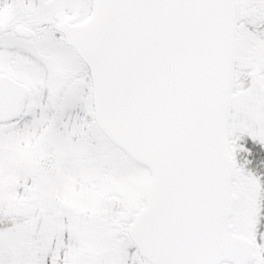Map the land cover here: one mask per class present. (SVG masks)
Returning <instances> with one entry per match:
<instances>
[{
	"label": "snow or ice",
	"instance_id": "snow-or-ice-1",
	"mask_svg": "<svg viewBox=\"0 0 264 264\" xmlns=\"http://www.w3.org/2000/svg\"><path fill=\"white\" fill-rule=\"evenodd\" d=\"M0 264H264V0H0Z\"/></svg>",
	"mask_w": 264,
	"mask_h": 264
}]
</instances>
